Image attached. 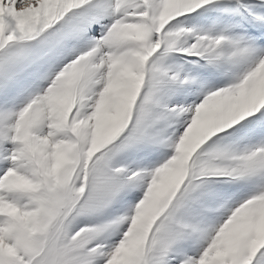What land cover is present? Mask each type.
I'll use <instances>...</instances> for the list:
<instances>
[{
	"label": "snow or ice",
	"instance_id": "obj_1",
	"mask_svg": "<svg viewBox=\"0 0 264 264\" xmlns=\"http://www.w3.org/2000/svg\"><path fill=\"white\" fill-rule=\"evenodd\" d=\"M0 264H264V0H0Z\"/></svg>",
	"mask_w": 264,
	"mask_h": 264
}]
</instances>
